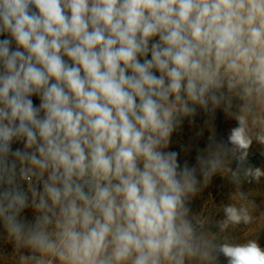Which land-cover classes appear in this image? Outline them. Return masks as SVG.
I'll return each instance as SVG.
<instances>
[{
    "label": "clouds",
    "instance_id": "9594fccd",
    "mask_svg": "<svg viewBox=\"0 0 264 264\" xmlns=\"http://www.w3.org/2000/svg\"><path fill=\"white\" fill-rule=\"evenodd\" d=\"M0 37L11 264H264L257 239H220L191 208L219 175L234 187L220 231L256 220L264 0H0ZM200 112L208 143L181 164L172 135Z\"/></svg>",
    "mask_w": 264,
    "mask_h": 264
},
{
    "label": "rangeland",
    "instance_id": "374dc122",
    "mask_svg": "<svg viewBox=\"0 0 264 264\" xmlns=\"http://www.w3.org/2000/svg\"><path fill=\"white\" fill-rule=\"evenodd\" d=\"M4 37H0L3 39ZM34 102L38 103V98L33 97ZM207 117L200 112L193 124L184 121L181 128L174 132L171 138L170 149L179 153V161L181 164L185 160L190 165H195V158L198 149H203L208 143L210 132L206 127ZM216 131L218 140H227L229 130L236 126V122L227 118L221 110H218L215 119L211 122ZM22 147L19 143L13 144V150ZM264 148L253 143L250 149L249 163L255 167L264 168ZM231 167L235 169L236 162L233 161ZM243 191L250 194V199L256 204L253 215L256 220L253 224L237 227H229L221 232L217 222L224 218L221 206L231 201V196L234 193V187L223 177L214 176L210 185L203 190L191 202V208L194 213H199L206 221L211 232L216 233L218 238L227 237L232 242H243L246 238L257 239L262 248H264V178L259 183H245ZM28 219H32L31 211H26L24 214ZM2 231V229H0ZM13 247L10 243L0 238V255L7 256V260L0 259V264H11ZM220 264H227L223 256L220 257Z\"/></svg>",
    "mask_w": 264,
    "mask_h": 264
}]
</instances>
